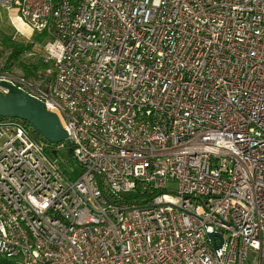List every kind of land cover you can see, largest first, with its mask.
Masks as SVG:
<instances>
[{"label":"built area","instance_id":"2783aa9c","mask_svg":"<svg viewBox=\"0 0 264 264\" xmlns=\"http://www.w3.org/2000/svg\"><path fill=\"white\" fill-rule=\"evenodd\" d=\"M0 8L53 68L0 71V92L43 101L81 168L0 118V264H264V0Z\"/></svg>","mask_w":264,"mask_h":264},{"label":"rangeland","instance_id":"374dc122","mask_svg":"<svg viewBox=\"0 0 264 264\" xmlns=\"http://www.w3.org/2000/svg\"><path fill=\"white\" fill-rule=\"evenodd\" d=\"M34 33L36 32H31V35L25 32L20 33L17 28L15 29L12 23L11 13L4 8H0V71H13L25 75L21 65H32L40 63V61L43 60V51L40 46L42 42H35L30 51L21 52L18 57H10V49L4 42V36L8 34L12 35L15 40L23 42V40L30 41ZM52 73L53 68L51 64L48 69H38L36 71L37 77L30 78L34 80L37 85L44 87L51 80ZM53 156L57 159V163L66 177L74 179L80 174L81 168L76 164L74 159L68 155L66 149L58 150Z\"/></svg>","mask_w":264,"mask_h":264},{"label":"water","instance_id":"95a60500","mask_svg":"<svg viewBox=\"0 0 264 264\" xmlns=\"http://www.w3.org/2000/svg\"><path fill=\"white\" fill-rule=\"evenodd\" d=\"M9 89L3 94L0 92V117L17 118L30 124L44 139L51 143L65 141L66 151L70 156V142L58 116L46 109L45 103L9 84L1 82ZM213 247L214 233L209 234Z\"/></svg>","mask_w":264,"mask_h":264},{"label":"trees","instance_id":"16d2710c","mask_svg":"<svg viewBox=\"0 0 264 264\" xmlns=\"http://www.w3.org/2000/svg\"><path fill=\"white\" fill-rule=\"evenodd\" d=\"M4 37H5L4 42L7 45V47L10 49V55H11L10 57H18L21 54V52L30 51L31 47H33V44L35 42H39V43L43 42L45 39V33H43V34L34 33L30 41L23 40V42L15 40L14 37L12 35H9V34L4 36ZM49 65H51V64L45 63L42 60V61H40V63H35L32 65L23 64V65H21V68H22V70L26 76L35 78V77H37L36 71L38 69H42V68L48 69ZM0 118H4V117H0Z\"/></svg>","mask_w":264,"mask_h":264},{"label":"crops","instance_id":"0c3cea01","mask_svg":"<svg viewBox=\"0 0 264 264\" xmlns=\"http://www.w3.org/2000/svg\"><path fill=\"white\" fill-rule=\"evenodd\" d=\"M12 23H13V25L15 26V29L18 27L19 28V26L16 24V21H12ZM22 26L25 28V30H23V28H19L22 32H25V33H27V34H29V35H31V30H30V28H28L27 26H25V25H23L22 24ZM28 35V36H29Z\"/></svg>","mask_w":264,"mask_h":264},{"label":"bare ground","instance_id":"6f19581e","mask_svg":"<svg viewBox=\"0 0 264 264\" xmlns=\"http://www.w3.org/2000/svg\"><path fill=\"white\" fill-rule=\"evenodd\" d=\"M16 24L19 26V28H23V30H25V28L22 26V23L20 21L16 20Z\"/></svg>","mask_w":264,"mask_h":264}]
</instances>
